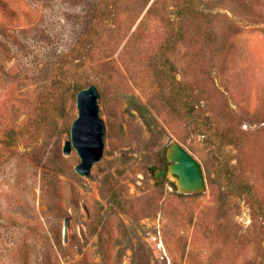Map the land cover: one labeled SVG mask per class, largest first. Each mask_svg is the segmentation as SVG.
<instances>
[{
  "label": "rangeland",
  "instance_id": "374dc122",
  "mask_svg": "<svg viewBox=\"0 0 264 264\" xmlns=\"http://www.w3.org/2000/svg\"><path fill=\"white\" fill-rule=\"evenodd\" d=\"M91 85L105 152L81 176L64 145ZM172 141L205 192L151 172ZM255 200L264 0H0V264H264Z\"/></svg>",
  "mask_w": 264,
  "mask_h": 264
},
{
  "label": "water",
  "instance_id": "95a60500",
  "mask_svg": "<svg viewBox=\"0 0 264 264\" xmlns=\"http://www.w3.org/2000/svg\"><path fill=\"white\" fill-rule=\"evenodd\" d=\"M100 93L97 86L91 85L77 94L78 117L71 126V139L64 145L66 155L76 150L81 162L76 172L89 176L96 163L102 160L105 152L106 126L100 115ZM167 168L151 167L157 179H174L177 190L182 194L205 192L206 183L200 163L177 141H172L167 149ZM69 219H66V231Z\"/></svg>",
  "mask_w": 264,
  "mask_h": 264
},
{
  "label": "trees",
  "instance_id": "16d2710c",
  "mask_svg": "<svg viewBox=\"0 0 264 264\" xmlns=\"http://www.w3.org/2000/svg\"><path fill=\"white\" fill-rule=\"evenodd\" d=\"M194 4H192L191 2H188V3H185L184 6L182 7H179V16H183L187 11L189 10H192L194 9L196 6H194ZM163 56V55H162ZM164 58V56H163ZM161 66L163 67L164 69V73H165V76L167 78V80H170L172 85H173V88L175 90V92H177V95L180 96L181 95V91L178 90V83L177 81H175L173 79L174 77V74H173V70L171 69V64H169V62H166L165 60L163 62H161ZM189 96V94H187V92H185V98L187 99ZM181 97H184V96H181ZM137 110H139V108H137ZM221 170H224V166H221ZM238 193L241 195V196H244V195H250L251 191L250 190H245V189H241L239 188V191ZM252 205L253 207L258 210V212L262 215H264V201H252Z\"/></svg>",
  "mask_w": 264,
  "mask_h": 264
}]
</instances>
